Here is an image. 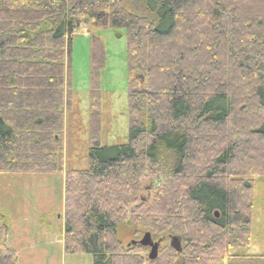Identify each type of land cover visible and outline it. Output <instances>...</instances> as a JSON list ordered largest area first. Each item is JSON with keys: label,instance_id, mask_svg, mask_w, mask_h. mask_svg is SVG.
<instances>
[{"label": "trees", "instance_id": "16d2710c", "mask_svg": "<svg viewBox=\"0 0 264 264\" xmlns=\"http://www.w3.org/2000/svg\"><path fill=\"white\" fill-rule=\"evenodd\" d=\"M141 1L0 0V175L64 174L68 256L264 264V255L238 253L251 246L255 209L264 208L254 190L255 178L264 182V0ZM82 26L126 37L129 132L124 144L104 143V45L92 35L88 166L66 170L71 42ZM153 177L164 185L141 202V184ZM139 227L163 239L155 260L148 248L124 245ZM8 230L0 210V264H17L3 249Z\"/></svg>", "mask_w": 264, "mask_h": 264}, {"label": "rangeland", "instance_id": "374dc122", "mask_svg": "<svg viewBox=\"0 0 264 264\" xmlns=\"http://www.w3.org/2000/svg\"><path fill=\"white\" fill-rule=\"evenodd\" d=\"M135 4H132L131 8H135ZM137 4L140 7L143 5L141 0H137ZM138 13L140 14L141 12L138 11ZM92 35L99 37L104 45V65L100 70L104 143L106 146H114L124 144L128 141L130 79L127 70L126 37L117 38L114 32L109 29L90 28V32L85 33L82 27L74 33L71 42V83L73 99L71 111L68 112L67 116L65 114V129L63 131L64 168L66 170L85 169L88 166L89 143L87 116ZM142 76V73H138L135 79L142 82ZM140 88L138 87V89ZM255 180V195L257 196V201L260 203L264 197V182L258 178H255ZM164 182V177L145 179L141 184L139 194L141 202L144 201L147 204H151L158 190L163 187ZM18 190H56L55 193L50 192V194L41 196L43 206L39 201V208L43 207V209L40 211L41 216L38 218V224L46 227L49 238L60 233V228L64 222V209H59L60 200L57 198V190H64V174L0 175V205L8 219L10 234L14 231L11 213H18V207H22L23 204L12 200L13 194L18 193ZM32 221V219H24L22 223L33 230L37 227V222L32 223ZM36 229L37 233L41 235L38 228ZM138 230L140 232L137 238L133 239L130 236H123L125 246L133 243V241L142 240L149 233L141 227ZM35 234L33 232V235ZM153 240L157 241L155 239ZM149 252L150 250L148 249L147 255ZM238 253L246 256L264 255V208L262 206L257 207L254 212L251 246L238 251ZM69 257L73 258L66 260L65 264H92L91 257L89 256L76 255ZM59 261L60 263L57 264H64V261Z\"/></svg>", "mask_w": 264, "mask_h": 264}, {"label": "crops", "instance_id": "0c3cea01", "mask_svg": "<svg viewBox=\"0 0 264 264\" xmlns=\"http://www.w3.org/2000/svg\"><path fill=\"white\" fill-rule=\"evenodd\" d=\"M57 191V198L60 200L59 209H63L65 190ZM50 192L55 193L56 190H18V193L13 194L12 200L23 204L22 207H18V213H11L14 231L10 234V229L8 230L6 244L3 249L5 252L6 250H10L15 253L17 264H57L60 263L59 260L61 262L64 261L65 264L66 260L73 258H68V255L65 253L64 222L60 228V233L52 238H49L46 227L38 224V218L41 216L40 211L43 209V207L39 208V201L43 206L41 196L50 194ZM0 210L3 211L1 205ZM24 219H32V223L37 222L36 228H38L42 236L37 233L36 228L31 230L27 225H24L22 223ZM33 232L37 235H33Z\"/></svg>", "mask_w": 264, "mask_h": 264}, {"label": "water", "instance_id": "95a60500", "mask_svg": "<svg viewBox=\"0 0 264 264\" xmlns=\"http://www.w3.org/2000/svg\"><path fill=\"white\" fill-rule=\"evenodd\" d=\"M216 216H218V215L216 214ZM160 243H161V241H158V242L154 243L152 241L151 235L149 233H147L143 237V239L138 242V244L140 246H143V247H151V251H150V254H149V258L151 260H155L157 258ZM171 245H172V247L175 248V250H177L178 252L180 251L179 240L174 239L172 241Z\"/></svg>", "mask_w": 264, "mask_h": 264}]
</instances>
